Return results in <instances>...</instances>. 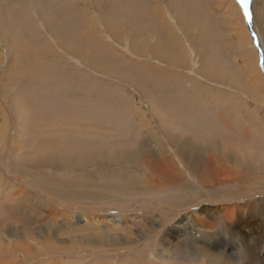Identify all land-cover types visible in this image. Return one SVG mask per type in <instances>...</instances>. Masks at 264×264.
Instances as JSON below:
<instances>
[{
	"label": "rangeland",
	"instance_id": "374dc122",
	"mask_svg": "<svg viewBox=\"0 0 264 264\" xmlns=\"http://www.w3.org/2000/svg\"><path fill=\"white\" fill-rule=\"evenodd\" d=\"M121 1L127 2V0ZM121 1L0 0V129L6 125L9 133L4 137L7 142L6 148L12 149L8 153L4 146L0 145L3 148H0V179H2L0 180V208L2 209L4 205L3 189L9 190L14 184L13 178L5 174L1 167L5 162L8 165L10 162L11 165L18 163L19 157L13 147L18 145L19 141L23 147L21 155L24 153V156H27L32 153L36 139L42 143L51 142L54 146L50 149L54 152L73 148L81 151V154L90 156L87 162H75L69 169L49 166L30 170L33 176L35 173V176L39 177L38 189L42 193L45 192V195L52 194L50 198L56 203L78 211H93V214L88 212L92 215H95V210H98L103 216L100 218H104L110 227L111 218L117 216L120 209H126L130 214L132 209H136L135 212L139 214L145 206H160L159 204L166 197L165 193L161 190L157 192L156 189L149 190L150 193H147L149 191L144 192L142 184L150 179L146 172L137 166L130 165L124 159L113 161L107 156L111 151L116 153L127 151V143H130L131 148H135V142L138 139L146 142L152 152H156L159 146L157 144L163 145L164 149L171 152L169 139L161 130L159 115H163L169 122L174 113L179 112L181 115L187 113L192 118H197L198 122L200 119L202 122L203 119L215 122L217 129H221L223 133L217 130L216 134L213 131V135L210 134L209 138L217 141V144L231 145L233 164L230 166H239L240 170L254 177L249 184L244 186L243 192L240 193L237 190L238 187L233 185L234 187H226L223 194L225 196V193L228 195L232 193L231 195L235 197L237 195L243 197L246 194L254 196V202L249 201L252 204L248 208L245 206L243 213L236 214V219L244 223L246 231L244 230L245 235L240 247L236 251H230L248 250L252 252L251 250L254 249L255 260H258L259 264H264V212L260 213L261 215L257 213L260 208L264 209V84L252 72L257 67L261 79L264 80V52L259 46V41L254 39L255 35L245 18L243 5L238 4L237 0L233 1L237 9L239 8L244 31L223 15L216 0H197L199 4L196 0H179V3H175L179 12L169 10L180 29L183 30V37H175L173 34V43L179 52L173 53L171 49L172 57L176 60L173 63L161 62L159 65L155 61L146 59L144 63L162 71V74L154 73L153 77H150L152 82H149L145 72L141 70L140 59L128 52L130 48V43L127 41L129 30L126 29L127 19H125V9L128 8V4L123 2V5H127L125 7ZM162 1H164L162 5L168 4V0ZM113 3L116 5L114 6ZM252 8L251 2L249 11L255 28H257L260 6L257 8L255 6L254 10ZM180 16H182L181 23L184 21L182 25L179 21ZM16 19L18 21L23 19L21 21L24 23H20L21 29L18 26L12 27ZM162 21H165V18ZM166 27L168 30L171 28L170 22L166 24ZM27 32H30L29 37ZM240 38L245 39V43L247 42L243 51H240L242 49L239 50L238 46ZM59 39H63V43H60ZM248 41L250 46H248ZM186 45L193 49V58L189 56ZM250 47L256 53V59L253 54L251 55ZM23 61L24 64H21ZM35 91L36 95L43 93L38 95L40 99L38 106L43 110L53 109L51 113H48V118L53 117L56 113L55 108L60 105L63 108L68 106L66 110L74 108L71 103L78 106L80 111L74 114L78 118L76 122L78 125L70 122L63 127L57 126L55 128H63V132L49 134L48 138L38 137L36 134L34 136L35 131L30 135L22 136L17 129L18 125L23 124L28 117L33 120V116L28 114V111L25 115L22 110L26 109L25 106L30 103L27 102L28 99L31 101L28 97H31V93ZM69 93L73 98L72 101ZM55 98L57 101L58 98L62 100L59 99L60 101L57 102ZM61 101L66 102V105ZM181 129V127L178 128L179 131ZM177 134L178 132L174 133V135ZM152 135H155L158 140L157 138L153 140ZM18 136L21 137L20 140ZM189 136L185 135V137ZM100 154L104 157H98ZM247 162H253V166L249 167ZM179 169L182 170L181 174L186 176L188 184L195 189L191 192L190 201L198 199L200 202L204 195H210V192L220 193L219 188H214L212 191L196 189L194 174L183 171L181 166ZM18 187L20 188L19 184L16 188ZM61 193L67 195L75 193L79 196L74 198L71 195L67 198ZM171 194L174 196L172 198L174 202H189L188 195L183 189H178ZM45 205L48 206V203L44 198L28 191L25 206H30L32 210L29 208L26 211V217L31 211H34V214L39 211L42 213L41 207L45 208ZM199 210H204V214L209 217L215 213L216 207L202 203ZM63 211L67 210L63 207L57 209L61 215L65 213ZM213 217L220 221V225L226 221L224 214L220 212L217 215L214 214ZM65 220L77 224L78 219L65 217ZM176 224L177 222H172L168 228H174ZM69 228L70 230H67L66 224L59 222L52 231L46 234L47 237L44 239H41L35 230L33 239H38L39 242L45 241V243L52 240L51 245L53 243V246L57 247V251H51L53 250L51 249L47 252L49 255L44 256L46 258L42 260L44 263L53 260V264H67L68 261L76 260L78 264L109 262L133 264L132 260L134 261L136 257L137 260L143 258L152 261V264H198L194 261L183 262L177 258L166 260L165 257L158 255L156 260L147 252L142 253L143 247L134 250L133 254L117 252L111 256V248H107L106 245L87 242L91 239L90 235L94 234L91 227L86 228L83 223H79L77 227L70 226ZM214 230L216 232L217 229ZM218 231H222L221 228ZM201 232L197 234L199 239L202 237ZM69 235H77L84 239H81L79 243L69 244L67 242ZM231 235L232 233L229 232L227 236ZM182 236L183 234L179 235L178 241L185 240ZM58 237L65 242L63 244L53 242ZM15 246L14 238L0 232V248L2 247L0 251L4 253L0 254L2 255L0 258H3L0 259V264H33L25 259V255L22 256L23 252ZM71 247L75 248V254L70 253ZM91 249L98 250L93 252ZM104 250H110V254L100 255L98 253ZM68 256H71V259ZM245 262L242 264H246ZM35 263H39L38 259Z\"/></svg>",
	"mask_w": 264,
	"mask_h": 264
},
{
	"label": "bare ground",
	"instance_id": "6f19581e",
	"mask_svg": "<svg viewBox=\"0 0 264 264\" xmlns=\"http://www.w3.org/2000/svg\"><path fill=\"white\" fill-rule=\"evenodd\" d=\"M180 1L168 0V4L165 3L166 5H162L164 2L162 0H127L126 2L128 4V6L126 5L128 8L125 9L126 10L125 19H127L126 29L129 30L127 41H129L130 43V48L128 52L129 53L131 52L133 56L140 59L139 63L140 65H142L141 70L145 72L147 76V81L149 82H152L150 77H153L154 73H159L160 71L158 69H155V67H153L152 65L148 63H144L146 59L155 61L159 65L161 64V62L165 64L166 62L173 63L176 61L172 57L173 54H171V49L173 50V53L179 52V50H177L174 46L173 34L175 37L176 36L183 37V30L180 29L179 24L173 18L174 16L172 17L171 14L172 12L179 10L177 9L176 4L177 2L179 3ZM216 1L218 2L219 9L220 11H222L223 15L226 16L227 19H229L232 23L235 22L236 25L244 31L243 29L244 23L242 17L239 14V10H238L239 8L237 9L236 4L233 2L235 0H216ZM123 2L122 5L125 3ZM196 2L198 3L197 0ZM114 4L115 3H113V5ZM120 4L121 3L119 2V5ZM252 6H253L252 8L253 10L255 9V6L256 8L260 6V12L258 13V20H257L258 24H257V28H255L254 21L252 18L251 23H249L248 25L250 27V30L255 35L254 39L256 41H259L258 42L259 46L262 49V52H264L263 51L264 0H253ZM169 9H171L172 12ZM198 10L200 11L201 8ZM111 17L113 18V16ZM181 17L182 16L179 17L180 18L179 21L180 24L182 25L184 21L182 20L183 22L181 23V19H182ZM164 18L165 21H162L163 22L162 23L161 20H163ZM21 20L23 19H19V21L16 19L15 21H13L14 24L12 23V27L18 26L21 29L20 23H24V21ZM168 22H170L171 25V28L169 30L168 27H166V24ZM187 25L188 24H186V26ZM27 34H28L27 36L29 37L30 32H27ZM256 34L258 36H256ZM144 35L146 37H144ZM164 36L167 37L165 38ZM63 39H59L60 43H63ZM70 39H72V37ZM54 41L57 42L56 40ZM152 41L153 43H150ZM238 43H239L238 45L239 50L242 49L240 51H243V48L245 44L247 45V42L245 43V39L240 38ZM186 46L188 48L189 56L190 57L192 56L193 58L194 57L193 49L190 48L188 45ZM248 46H250L249 41H248ZM250 50H251V55L253 54L254 58L256 59L257 58L256 53L254 52V50L251 49V47ZM169 55L171 56L169 57ZM77 63L80 65L79 62ZM21 64H24V61ZM138 67L140 68L139 65ZM26 69H28V67ZM252 72H254L255 77L260 79V81L264 84V80L261 79L257 67L255 68V71ZM160 73L162 74V71ZM40 91L43 90L40 89ZM35 93L36 91L34 93H31L32 98L28 97L30 98L31 101H29V99L27 98L28 99L27 102L28 103L30 102L29 104L31 105L26 103L28 104V106H25L26 109L22 110V112H24L25 115L27 114L28 111V114H31V116H33V120L28 117V119L26 118L27 120L25 119L23 124L18 125L19 128L17 129H19V132L22 136L30 135L31 132L35 131L34 136L36 134V136L38 135V137L46 136L48 138L49 134H53V133L56 134L63 132V128H55V127L57 126L63 127L65 124H69L70 122L72 124L78 122V118L75 117L74 114H77L80 111V108L78 106H75V104L73 103L71 104L73 105L74 108L71 107L72 109L69 108L67 110L66 108L68 106L65 108H63L62 105L56 107L57 106L56 104L55 106L56 113L53 114L52 118H48L49 116L48 113H51L53 109H49L47 107L48 108L47 110H43L42 107L38 106L40 102L38 95H40L41 93L38 95H36L37 93L36 94ZM75 96L77 97V95ZM55 99L57 101V98ZM59 99L62 100V98H58V101H60ZM72 100L73 98L71 99V101ZM76 102H78V100ZM63 104L66 105V102L65 103L63 102ZM79 106L81 105L79 104ZM170 113L173 112L170 111ZM159 116H160L159 122L160 125L162 126L161 130H163L164 132L163 134L166 135L167 138L169 139L168 144H170L171 152H169L168 149H164L163 145L157 143L156 144L159 146L156 148L157 149L156 152H152L149 148V145H147L146 142H143L140 139H138L135 142V148H131L129 145L130 143H127L126 144L128 145L127 151H118L117 153L111 151V153H108V156L107 155L105 156L111 158L113 161L124 159L130 165L137 166L140 169H142L144 172H146V174L150 176V179L149 181H144L145 183L142 184L144 192L156 189L157 192L161 190L162 193H165L166 197L164 201L161 202V204H159L160 206L158 207L145 206L142 209V212L140 211L139 214L135 212L136 209L135 210L132 209L131 214L133 216L130 213H127L128 211L126 209H120L118 210L120 213L117 214V216H115L114 218H111V227H110L107 225L108 222H106L104 218L103 219L100 218L102 215H100V211L98 210H95L96 212L95 215H92L94 213L93 211H88V212H92V214H89L86 210L78 211L75 209H71L70 207H65L59 203H56L54 200L50 198L52 194L49 196L45 195L46 194L45 192H43L44 193L43 194L42 191L38 189L37 184L39 183V177L35 176V173L33 176L31 174L32 171L31 169H37V168H43L49 166H56L59 169L60 168L69 169L72 167V165H74L75 162L78 161L80 163L87 162L90 156L81 154V151L79 152L78 150L73 148L54 152L50 149V147L54 146L53 144H51V142L47 141L46 143L45 142L42 143L38 139H36V142L34 143V148L32 153H29L30 155L27 156H24L25 154L22 153L23 155L22 156L21 149L23 147L19 141L18 145L13 147L14 152L19 157L18 158L19 161H17L18 163H14L11 165L10 162L8 165L5 162L3 164L4 166L1 167V169L5 172V174L13 178L14 184L13 187L9 190L3 189L2 199L4 200V205L2 209L0 208V228H1L0 232H2V234L6 233L7 235L14 238L16 241L15 248L21 250V252H23L22 256L25 255L24 258L33 264H36L35 262L37 259L39 262L38 264H53V260H50L47 263H44V261H42L46 259L44 258L45 255H49V253H47L49 250L53 249L51 251H57V247H54L53 243L51 245L52 240H48L45 243V241L39 242L37 241L38 239L35 240L33 239V237H35V230H36V233L39 234L41 239H44L45 237H47L46 234L52 231V229L56 225H58L59 222H62V224L63 223L66 224L67 230H70L69 228L70 226L77 227L79 223L80 224L83 223V225L86 226V228L91 227L94 230V234L90 235L91 239L87 240V242L90 241L92 243L94 242L100 245H106L107 248H111V256L113 253H117V252H127V253L130 252L133 254L134 250L138 249L139 247H143L142 253L147 252L154 259H156L157 258L156 256L158 255L160 257H165L166 260L167 259L169 260L170 258H177L178 260L183 262L194 261L195 263L198 262V264H242V262L244 261H246L245 262L246 264H259L257 262L258 260L256 261L255 256L253 255L254 249L251 250L252 252H248V250L247 251L241 250L240 252L230 251V250L236 251L240 247L245 235L244 230L246 231V228L243 225L244 223L237 220L236 216L239 215L238 214L239 212L241 213L244 212L245 206L248 208V206L252 204V203L250 204L249 201L254 202L253 199L254 196L250 194L249 195L246 194L247 195L246 196L243 194L244 195L243 197H238V195L235 197L231 195L232 193L231 194L229 193L230 195L225 193V196L223 194V191H225L226 187L227 188L232 187L233 185H236V187H238L237 190L240 193L243 192L244 186L249 184L254 179V177L240 170L239 166L238 167L230 166L233 164L231 160L233 153L230 151L231 145H222L219 143L217 144V141L215 140L213 141V139L209 138L210 134L211 136L213 135L212 134L213 131L216 133V131L218 130L216 127L217 125L214 124L215 122L212 123L204 119L203 122L201 121L202 119H200L198 122L197 118H192V116H190L187 113L185 115H181L179 112L174 113L170 118L171 120H169V122L168 119L164 118L163 115H159ZM75 125L77 126L78 123H76ZM170 125L172 127H170ZM179 127L182 128L181 131L178 130ZM218 131H220L219 133H223L221 129H219ZM175 132H178V134L174 135ZM8 134L9 133L6 125L5 127H1L0 145L4 146V149L7 150L6 152L10 153L12 149L6 148L7 142L4 139V137L7 136ZM185 135H190V136L185 137ZM138 136L139 135L137 134V138ZM152 136L153 137L151 136L150 137L153 140H156L157 137L155 138V135ZM20 138L21 137L18 136V140H20ZM98 157H104V155L100 154L98 155ZM247 164L249 167L253 166V162H247ZM259 165L260 163L258 164V166ZM10 166L12 167L10 168ZM179 166H181L184 169L183 171H186L191 175L194 174L196 179L195 181L197 183L196 189H204V190L207 189L208 191H212L214 190V188H219L221 189L220 193L218 194V192L217 193L210 192V195L209 194L204 195L203 199L200 200V202H198V199L190 201L192 199L191 192L195 189H192V187L188 184L189 182L187 181L186 176L181 174L182 170L179 169ZM241 166L244 167V165L242 164ZM254 168H250V170L251 169L254 170ZM186 175L187 177L188 176L190 177L189 174ZM0 180L2 181V179ZM17 184L20 185V188L19 187L16 188ZM178 189H183V191L188 195L189 202L183 201L177 203L173 201L172 198L174 196L171 194V192H175ZM28 191H32L35 195H39L40 198H44V200L48 203V206L45 205V208L41 207L42 213L39 211L34 214L33 213L34 211H31L26 217L25 213L30 208V206L28 207L25 206V199ZM147 193H150V191ZM61 194L67 196V198L71 197V195L74 196V198H78L77 196H79L78 194L75 193L69 195H67L66 193H65L66 195L64 193ZM217 194L218 196L220 195V197H218ZM63 195L62 197H64ZM202 203H204L206 206L210 205L211 207H216V211H214L215 215H217L219 212L221 214H224V217L226 219V221H223L224 224L222 223L220 225V221L218 219H215L217 216L215 218L213 217L214 214L208 217L207 215L204 214L205 212L204 210L198 211V208ZM27 204L28 203H26V205ZM226 206H230V207H226ZM60 207H63L65 208V210H67L66 212L63 211L65 213H62V215L61 213L57 212V209ZM144 210H146L147 212ZM263 212H264L263 208H260V210L257 211L258 215ZM65 217L67 219H71L72 217L78 219L77 224H72L68 222L67 220H65ZM235 220H237L238 222L236 221L235 223ZM183 221H185V223ZM133 222L134 224L137 225H134ZM172 222H177V224L174 228L170 229L168 228V226ZM220 228L222 231H218L220 230ZM180 229L182 231H179ZM201 229H203V231L205 232H203ZM214 229H217L216 232H214L215 231ZM83 230L84 229L80 231ZM200 232L202 233V237L199 239L198 235L200 234ZM229 232H231L232 233L231 236L234 237L232 238L231 236L228 237L227 235L229 234ZM181 234H183L182 237H184L185 240L178 241L179 235ZM263 238H264V233H263ZM81 239L83 240L84 238H80L77 235H71V236L69 235L67 242H69V244L79 243L81 242ZM55 241L56 243L59 244H63V242H65L63 240L61 241L59 237L57 239H54L53 242ZM48 246H51V248H48ZM175 247H177V249H175ZM8 248L9 247H7V249ZM35 249L37 250V252ZM74 249L75 248L73 247L70 248L71 254H75ZM95 250L98 249H93L92 251L94 252ZM58 251H60V249ZM228 251L230 252L228 253ZM2 253L3 252L0 251V254ZM98 253L100 255L101 254L109 255L110 250H104L103 252L100 251ZM5 262L6 259L4 260V263ZM132 262L133 264H152L151 263L152 261L150 262L149 260L147 261L143 258L137 260L136 257H134V261L132 260ZM11 263L13 262L11 261ZM69 264H78V262H76L75 260L74 262H69ZM106 264H113V263L109 262Z\"/></svg>",
	"mask_w": 264,
	"mask_h": 264
},
{
	"label": "snow or ice",
	"instance_id": "6c2138e0",
	"mask_svg": "<svg viewBox=\"0 0 264 264\" xmlns=\"http://www.w3.org/2000/svg\"><path fill=\"white\" fill-rule=\"evenodd\" d=\"M251 2L252 0H237L238 4L243 5L245 18L249 23H251V20H252V15H251V12L249 11V5L251 4Z\"/></svg>",
	"mask_w": 264,
	"mask_h": 264
}]
</instances>
